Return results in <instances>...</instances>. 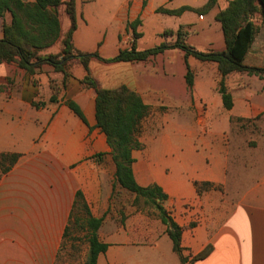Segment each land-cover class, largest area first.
Segmentation results:
<instances>
[{"label": "crops", "instance_id": "obj_1", "mask_svg": "<svg viewBox=\"0 0 264 264\" xmlns=\"http://www.w3.org/2000/svg\"><path fill=\"white\" fill-rule=\"evenodd\" d=\"M22 1L33 3L36 0ZM229 1L217 0L212 8L200 13L197 9L203 8L208 0H75L78 28L73 44L80 51L113 58L121 48L127 47L124 45L126 36L132 31L128 23L138 18L143 23L146 17L155 15L174 18L175 26L165 27L164 31L176 32L184 26L190 36H197L196 43L190 42L197 49L222 51L225 37L216 16ZM184 6L191 9L180 15L157 11L159 7L177 10ZM58 12L60 37L41 51L43 56L60 53L70 29L66 6H59ZM86 15H91L95 21L88 24ZM12 20L10 11L0 16V40L5 35L4 26ZM211 22L215 32L223 35L217 45L211 39L214 35L210 32ZM255 22L259 31L244 62L264 69V20L258 16ZM84 26H90L89 32L94 34L90 46L80 39ZM112 33L118 41L114 56H108L107 36ZM171 50H176L173 59H180L185 69L182 77H174L169 86L162 85L158 72L141 61L107 62L94 57L87 71L80 60L74 58L69 62L72 75L67 78L57 102L50 100L51 81L61 83L63 73L49 64L29 74L14 64L0 63V81L6 82L8 77L13 80L12 85L0 92V153L20 154L13 166L0 176V264H57L79 191L91 214L104 217L98 236L108 248L99 254L97 264H264V166L262 173L247 177L261 182L233 189L235 199L229 200L218 187H227L229 180L238 179L237 174L234 169L230 170L231 177L227 174V160L222 155L211 154L205 141L202 144L207 151L202 159L214 157L212 165L207 161L201 165L205 172L195 173L193 169L189 172L190 168L175 164L171 174L166 175L164 167L156 166L153 158L137 160L135 152L133 171L140 185L156 183L168 195L163 204L183 228V255L190 260L210 244L213 250L208 256L183 263L173 249L167 225L162 222L157 208H138L115 201L116 167L107 137L97 126V93L82 82L89 72L102 87L127 85L150 107L153 103L165 104L164 101L170 99L177 116H190L201 112L200 102L206 103V109L201 112L205 121L225 112L240 119L260 117L258 122L264 131V103L259 99L260 95L264 98V79L259 74L233 73L234 83L230 87L234 105L227 110L215 89V80L207 90L210 98L202 94L203 86L198 78H193V87H189L184 52L178 48ZM188 63L192 69L209 64L193 56L188 58ZM69 99L81 107L87 122L65 104ZM40 102L45 104L40 107L34 104ZM197 128L195 126L199 132ZM257 149L264 150V143ZM99 153L105 155L98 159ZM250 162L264 165V152L262 157ZM195 181L209 185L198 192Z\"/></svg>", "mask_w": 264, "mask_h": 264}, {"label": "trees", "instance_id": "obj_2", "mask_svg": "<svg viewBox=\"0 0 264 264\" xmlns=\"http://www.w3.org/2000/svg\"><path fill=\"white\" fill-rule=\"evenodd\" d=\"M217 0H208L206 5L197 9V12L208 11L216 4ZM66 6L67 14L71 20V26L62 43V51L58 54L42 55L41 51L53 45L60 37L61 27L58 8ZM191 9L188 6L177 10H169L159 7L158 12L169 15H180L185 10ZM6 11L13 15L11 24L4 26L5 35L0 40V63L14 64L26 73L33 74L44 64H49L55 71L64 74L61 83L52 80L51 101H59V95L66 86V80L72 75L69 62L77 58L89 70V62L97 57L101 60L140 62L146 61L169 48H178L184 52L186 63V81L189 87H193L194 71L188 63V58L193 56L202 62H213L217 65L220 75L218 91L221 94L223 105L227 110L234 105L233 95L226 83V78L235 73L242 72L248 74H259L264 79V69L251 67L245 64V57L259 31V25L255 22L258 16L264 20V0H231L228 5L220 10L216 19L221 23L225 37V48L222 51H201L196 47L182 40V35H188V31L183 33L184 26H180L175 32L169 31L176 36L173 43L163 41L161 44L150 49H139L137 40L142 36L137 31V27L142 23L138 18L128 23L129 29L134 35V43L131 47L121 48L117 56L105 59L98 52L88 53L75 48L73 35L78 28L75 0H36L27 3L22 0H0V16ZM96 90V120L97 126L105 133L107 142L111 147V155L116 167L114 192L116 187L128 192L135 193L136 197L143 195L151 200L160 212L162 222L167 225V233L173 241V249L179 255L183 263L194 262L208 256L213 250L212 245H207L200 253L190 260L183 255L181 244L183 228L171 217L164 201L168 195L163 188L154 183L148 186L140 185L134 175L133 164L136 161L133 152L143 147L138 138L139 128L142 121L147 117L150 106L146 104L142 96L127 85H120L115 88L102 87L90 75L84 77L83 81ZM13 80L8 77L6 82L0 81V92L4 91ZM37 107L45 103H34ZM65 104L71 108L83 121L87 122L81 107L74 100H67ZM105 154L96 155L98 159ZM18 153H0V164L2 165L8 158L11 159L2 173L7 172L18 160ZM197 191L209 185L208 182L195 181ZM115 196V195H114ZM104 217H94L86 204L82 193L76 194L75 204L71 213L69 223L65 229L63 246L72 241L73 247L79 242L88 244L87 256L84 264H97L100 253L106 251L108 245L101 242L98 230L103 224ZM82 231L83 235H77L76 231Z\"/></svg>", "mask_w": 264, "mask_h": 264}, {"label": "rangeland", "instance_id": "obj_3", "mask_svg": "<svg viewBox=\"0 0 264 264\" xmlns=\"http://www.w3.org/2000/svg\"><path fill=\"white\" fill-rule=\"evenodd\" d=\"M85 18L89 22L88 24L93 23L94 19L91 15H86ZM210 24V32L214 34L211 39L217 45L223 35L215 32L213 23L211 22ZM171 26H175L173 17L159 18L155 15L146 17L143 23L137 27V31L142 33V36L136 41L138 48L145 50L154 48L163 41L168 43L175 42V35H171L169 31L163 33L165 27ZM89 31L90 26H84L80 32V39L88 46H90L89 43L94 38V34ZM185 31L183 29V33ZM129 33L130 35L126 36L128 40L126 39L124 44L127 47H131L135 41L132 31H129ZM182 40L192 45L191 43H196L197 36L183 34ZM116 41H118V37L115 34L112 33L107 36L108 56H114ZM171 49L175 48H169L167 52L165 50L164 53H159L154 56L157 57L154 60L152 59L154 57H152L146 61H141L146 63L149 69H154L158 72V77L161 78V84L164 86H169L174 77H182V72L185 69V65L180 59H173V54L176 50L173 51ZM198 49L204 50L201 47H198ZM179 50L182 51L181 49ZM213 65L215 64L209 62V64L204 63L202 67L193 68L194 78H198L203 86L201 92L204 91V93L202 94L209 98V91L207 90L210 84L215 80L217 84L215 89L218 90L220 80L218 71L215 72L217 66ZM232 76L233 74L228 76V78L230 77L228 82L230 90V85L234 83ZM177 87L181 88L179 84H177ZM188 91L191 93L190 89ZM259 97L264 103L263 96L260 95ZM164 103L162 105L151 104L149 114L141 123L138 138L143 147L134 151L137 160L153 158L156 166L164 167L163 171L166 175L171 174L172 167L175 164L178 167L190 168L189 172L193 169L195 173L198 171L202 173L205 172V169L201 165L206 161L212 165L214 158L211 156L207 160L202 159V156L204 157L207 151V148L202 144L205 141L211 154L219 157L222 155V158L227 160V174L229 173L231 177L233 174L230 171L231 169H234L233 171L237 174L238 179L232 178L229 180L227 187H218V189L222 190L224 197L234 200L235 190L233 189L242 188L249 183L261 182V180H256L255 178L252 180L247 179L249 175L253 176L263 172L264 165L250 162V160L255 161V159L262 157L264 152L262 149H257L259 145L264 143V131H262V126L258 122L260 117L240 119L232 113L225 112L218 117H212L209 121H205V115L201 112L206 109V103L200 102L201 112L196 111L194 115L190 116H177V111L172 108L170 99H166ZM195 126L196 128L199 127L197 128L199 132L195 130ZM227 146L228 148L225 149L224 147ZM193 148L198 152L194 153L195 150ZM10 161L11 159L8 158L2 165L0 164V176L3 174L4 169L9 166ZM114 198L118 204H129L138 208H156V205L147 197L143 195L136 197L135 193L119 187H116ZM76 233L77 235H83L82 231L77 230ZM75 245L76 247H73L72 241H68L63 246L57 259V264H84L88 246L85 243L79 244V242Z\"/></svg>", "mask_w": 264, "mask_h": 264}]
</instances>
